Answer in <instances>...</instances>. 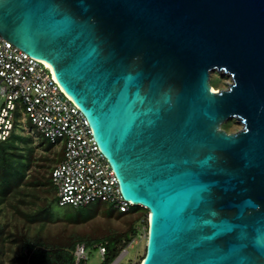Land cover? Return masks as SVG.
<instances>
[{"label": "water", "instance_id": "obj_1", "mask_svg": "<svg viewBox=\"0 0 264 264\" xmlns=\"http://www.w3.org/2000/svg\"><path fill=\"white\" fill-rule=\"evenodd\" d=\"M0 36L51 66L148 211L141 264H264V0H0Z\"/></svg>", "mask_w": 264, "mask_h": 264}, {"label": "rangeland", "instance_id": "obj_2", "mask_svg": "<svg viewBox=\"0 0 264 264\" xmlns=\"http://www.w3.org/2000/svg\"><path fill=\"white\" fill-rule=\"evenodd\" d=\"M211 85L227 89L230 76L212 72ZM6 97L0 95V113ZM13 135L5 153H0V244L5 245L4 260L12 263L11 251L22 248L24 238L41 247H69L73 242H86L88 258L85 264H102L97 240L120 235V248L127 234L135 230L134 239L121 250V260L115 264H141L148 235V212L134 206L121 214L106 204L96 203L84 209L62 207L55 189L48 184L50 170L62 157L58 147L48 149L43 137L16 112ZM222 128L235 133L242 128L236 119H229ZM46 184V185H45Z\"/></svg>", "mask_w": 264, "mask_h": 264}, {"label": "built area", "instance_id": "obj_3", "mask_svg": "<svg viewBox=\"0 0 264 264\" xmlns=\"http://www.w3.org/2000/svg\"><path fill=\"white\" fill-rule=\"evenodd\" d=\"M0 95L6 97L0 113V141L10 138L16 112H21L25 121L62 152L51 172L60 206L81 209L101 203L122 213L132 210L87 119L58 84L52 68L1 36ZM98 249L104 260L106 247L99 245ZM75 256L77 263L87 260L85 244L77 245ZM0 264H4L1 256Z\"/></svg>", "mask_w": 264, "mask_h": 264}, {"label": "trees", "instance_id": "obj_4", "mask_svg": "<svg viewBox=\"0 0 264 264\" xmlns=\"http://www.w3.org/2000/svg\"><path fill=\"white\" fill-rule=\"evenodd\" d=\"M12 135L13 132L11 133V136L7 141H3V142L0 141V153H5L6 149L10 146V139ZM43 139H44L43 141L44 144L45 143L49 144L48 149L53 148L55 146L51 144L49 141H47L45 138ZM54 166L50 170V178L47 181L48 184H50L52 187L53 185L51 182V172ZM120 213L128 214L130 212L127 213L120 212ZM135 234H136L135 230H133L130 234H127L126 239L124 240L125 246L123 248H120V243L121 241H123L122 240L123 238L120 235L119 236L111 235L102 240H97L96 241L97 246L103 245L106 247V253L102 264H113L120 256L121 250L124 249L128 244H130L131 241L134 239ZM1 237L2 235L0 236V241H1ZM78 244H85L86 247L88 246L86 242H76V243L73 242L67 248L56 247L54 249H49L47 247L44 248L36 245L34 241L31 239L24 238L22 248L18 251H14V250L11 251L12 263L13 264H85L86 261L84 260H81L79 263H77L75 251ZM4 251H5V245L0 244V256L2 258L3 263L6 264L3 256Z\"/></svg>", "mask_w": 264, "mask_h": 264}, {"label": "bare ground", "instance_id": "obj_5", "mask_svg": "<svg viewBox=\"0 0 264 264\" xmlns=\"http://www.w3.org/2000/svg\"><path fill=\"white\" fill-rule=\"evenodd\" d=\"M45 63H46L49 67H51L47 62H45ZM211 86H212V85H211ZM213 90L216 91V92L218 91L215 87H213Z\"/></svg>", "mask_w": 264, "mask_h": 264}, {"label": "flooded vegetation", "instance_id": "obj_6", "mask_svg": "<svg viewBox=\"0 0 264 264\" xmlns=\"http://www.w3.org/2000/svg\"><path fill=\"white\" fill-rule=\"evenodd\" d=\"M148 212V211H147Z\"/></svg>", "mask_w": 264, "mask_h": 264}]
</instances>
